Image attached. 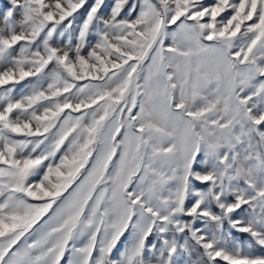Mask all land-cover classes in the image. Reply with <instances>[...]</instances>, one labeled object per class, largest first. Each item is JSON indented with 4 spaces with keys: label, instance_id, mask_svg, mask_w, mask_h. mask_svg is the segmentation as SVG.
Masks as SVG:
<instances>
[{
    "label": "snow or ice",
    "instance_id": "obj_1",
    "mask_svg": "<svg viewBox=\"0 0 264 264\" xmlns=\"http://www.w3.org/2000/svg\"><path fill=\"white\" fill-rule=\"evenodd\" d=\"M65 262L264 264V0H7L0 264Z\"/></svg>",
    "mask_w": 264,
    "mask_h": 264
},
{
    "label": "rangeland",
    "instance_id": "obj_2",
    "mask_svg": "<svg viewBox=\"0 0 264 264\" xmlns=\"http://www.w3.org/2000/svg\"><path fill=\"white\" fill-rule=\"evenodd\" d=\"M109 2H110V0H109ZM209 2H210V0H209ZM6 4H7V0H0V10H2L3 7H4ZM243 242H244V241H243ZM65 264H66V262H65Z\"/></svg>",
    "mask_w": 264,
    "mask_h": 264
},
{
    "label": "trees",
    "instance_id": "obj_3",
    "mask_svg": "<svg viewBox=\"0 0 264 264\" xmlns=\"http://www.w3.org/2000/svg\"><path fill=\"white\" fill-rule=\"evenodd\" d=\"M237 236H238V239H239V240H241L242 242H243V241L246 242V240H247V237H246V236H244V235H240V234H237Z\"/></svg>",
    "mask_w": 264,
    "mask_h": 264
}]
</instances>
